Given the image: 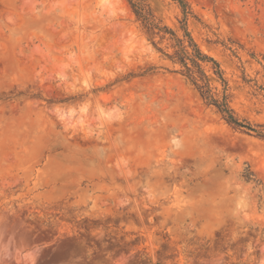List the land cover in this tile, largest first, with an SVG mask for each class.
<instances>
[{
	"label": "rangeland",
	"instance_id": "obj_1",
	"mask_svg": "<svg viewBox=\"0 0 264 264\" xmlns=\"http://www.w3.org/2000/svg\"><path fill=\"white\" fill-rule=\"evenodd\" d=\"M145 1L264 123V0ZM179 70L126 0H0V264H264V141Z\"/></svg>",
	"mask_w": 264,
	"mask_h": 264
},
{
	"label": "trees",
	"instance_id": "obj_2",
	"mask_svg": "<svg viewBox=\"0 0 264 264\" xmlns=\"http://www.w3.org/2000/svg\"><path fill=\"white\" fill-rule=\"evenodd\" d=\"M173 1L178 4L185 19L189 13L186 2L184 0ZM126 2L135 21L139 24L141 33L158 52L163 53L165 57L181 67V70L178 71L179 74L194 87L204 103L213 106L232 130L264 141V123L251 124L246 120H240L230 108L228 96L225 93L218 96L213 91L205 69H209L216 80L223 82L219 64L200 50L190 32L185 28V24L181 26L182 34L179 36L176 31L162 24L153 15L145 0H126ZM162 43H166L168 48L172 49L171 54L164 52L159 47ZM152 69L153 67L149 68L143 74ZM250 177V173L244 175L246 180H250Z\"/></svg>",
	"mask_w": 264,
	"mask_h": 264
}]
</instances>
